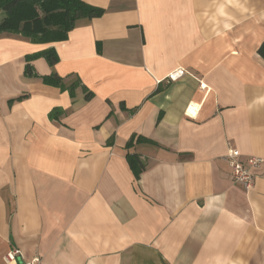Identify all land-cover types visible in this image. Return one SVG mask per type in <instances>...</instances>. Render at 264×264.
Wrapping results in <instances>:
<instances>
[{"label": "crops", "instance_id": "crops-1", "mask_svg": "<svg viewBox=\"0 0 264 264\" xmlns=\"http://www.w3.org/2000/svg\"><path fill=\"white\" fill-rule=\"evenodd\" d=\"M83 1L65 41L0 34V264H264V163L227 158H264V0Z\"/></svg>", "mask_w": 264, "mask_h": 264}, {"label": "trees", "instance_id": "trees-1", "mask_svg": "<svg viewBox=\"0 0 264 264\" xmlns=\"http://www.w3.org/2000/svg\"><path fill=\"white\" fill-rule=\"evenodd\" d=\"M0 11L3 13L0 17V34L20 35L34 43L65 41L78 21L84 18H96L105 12L103 8L88 4L83 0H0ZM259 53L264 58V42L259 48ZM38 57H46L52 64L58 61L54 48L29 55L27 59L29 61ZM25 73L28 76L36 74L30 62L26 66ZM44 80L62 89H69L72 93L77 86L81 85L79 78L67 84L56 73L45 76ZM55 113L56 109L51 116L53 117ZM128 160L134 175L139 178L146 168L145 164L137 154H128Z\"/></svg>", "mask_w": 264, "mask_h": 264}, {"label": "built area", "instance_id": "built-area-1", "mask_svg": "<svg viewBox=\"0 0 264 264\" xmlns=\"http://www.w3.org/2000/svg\"><path fill=\"white\" fill-rule=\"evenodd\" d=\"M185 69H177L170 73L169 79L175 81L185 75ZM205 86V85H204ZM190 108L194 109L191 105ZM229 164L232 168V178L235 184L242 185L247 191L254 186L256 174L254 169L259 168L264 163V158L258 156H248L245 160L239 159L238 155L231 150L227 155ZM18 256H23L20 250H12L7 254L9 261L17 260ZM22 264H43L40 257L23 259Z\"/></svg>", "mask_w": 264, "mask_h": 264}]
</instances>
